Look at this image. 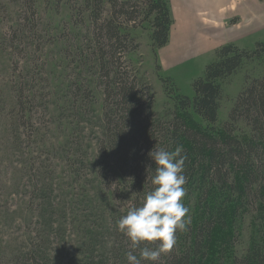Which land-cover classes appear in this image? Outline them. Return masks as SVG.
I'll return each instance as SVG.
<instances>
[{
	"label": "trees",
	"instance_id": "obj_1",
	"mask_svg": "<svg viewBox=\"0 0 264 264\" xmlns=\"http://www.w3.org/2000/svg\"><path fill=\"white\" fill-rule=\"evenodd\" d=\"M15 1V8L19 4L26 14L25 20L18 16L16 28L20 26L21 35L14 32L22 44L27 38L23 31L37 32L31 24L37 8L35 0ZM63 1L56 0L57 5ZM65 1L74 25L84 31L85 42L82 48L72 44L77 59L73 71L77 72L69 81L75 98L71 109L74 106L79 115L96 109L90 100L101 101L98 115L89 116L98 129L94 160L78 144H71L72 164H80L88 177L94 175L97 184L87 182L92 191L80 201L83 220L70 250L65 253L63 247L68 227L63 210H58V220H52L51 202L45 195L38 204L40 227L21 240L0 239V264H128L126 253L133 251L131 242L117 230V222L130 206L139 207L145 194L155 187L151 181L156 165L149 152L159 148L171 152L177 146L186 156L182 202L189 209L186 219L190 222L186 230L177 231V242L170 252L161 254L156 262L141 260V264H210L214 231L251 213L259 237L230 264H264V42H257L253 49L233 43L218 46L213 61L193 80L191 98L180 93L170 77L161 79L169 105L157 111L146 83L127 58L139 47L134 29L145 24L153 49L168 43L173 24L169 1ZM12 38L9 43L14 48ZM243 70V85L226 120L219 125L223 82ZM13 130L16 132V127ZM107 172L114 175V184L107 192L109 200L114 203L117 199L120 204H110L104 197L101 186L111 182H106L108 177L112 179ZM96 185L100 189L93 187ZM30 187L42 195L36 184ZM157 245L143 242L134 254L139 257L141 248L155 249Z\"/></svg>",
	"mask_w": 264,
	"mask_h": 264
},
{
	"label": "rangeland",
	"instance_id": "obj_2",
	"mask_svg": "<svg viewBox=\"0 0 264 264\" xmlns=\"http://www.w3.org/2000/svg\"><path fill=\"white\" fill-rule=\"evenodd\" d=\"M175 1L184 10L204 6L200 0ZM15 2L0 0V239L21 240L40 227L39 198L48 195L52 220L59 219L57 212L62 209L64 223H68L63 241L66 253L80 233L79 223L84 214L80 211L83 208L80 201L92 191L87 182L97 184L93 181L94 175L88 177L80 164H72L74 155L70 145L78 144L94 160L92 153L98 129L89 116L98 115L101 101L90 100L96 109L84 110L88 115H76L75 107L71 109L75 98L69 81L71 74L77 72L73 71L77 59L72 44L82 48L85 42L84 31L80 25H74L66 1L57 5L56 0H35L37 12L31 24L37 27V32L23 31L27 38L22 44L15 39L14 32L21 35L20 26L16 28L18 16L25 20L26 14L20 11L19 4L15 8ZM219 5H224V11L216 14L214 11ZM207 6L211 12L207 11L208 20L204 21H213L221 27L214 28L200 21L187 22L182 31L175 12L169 41L156 50L151 46L146 24L134 29L139 47L126 58L146 83L153 97L152 107L157 111L169 105L161 79L170 77L180 93L191 98L193 80L213 61L219 45L233 43L239 48L253 49L257 42H264V0H212ZM12 36L14 48L9 43ZM243 72L238 71L223 82L219 125L226 120L233 99L243 85ZM84 76L91 78L88 73ZM238 126L242 130V125ZM98 168L96 165V172ZM111 177L106 181L111 180L110 183L104 182L105 187L101 186L108 200L109 185L114 184L113 172ZM31 183L37 185L42 195L30 187ZM93 187L100 189L99 185ZM109 202L120 204L117 199ZM118 207L123 210L121 205ZM255 226L257 222L251 213L226 228H217L210 245V264H230L234 256L241 257L259 237Z\"/></svg>",
	"mask_w": 264,
	"mask_h": 264
},
{
	"label": "clouds",
	"instance_id": "obj_3",
	"mask_svg": "<svg viewBox=\"0 0 264 264\" xmlns=\"http://www.w3.org/2000/svg\"><path fill=\"white\" fill-rule=\"evenodd\" d=\"M182 151V147L177 146L171 152L163 148L149 152L156 165L151 181L155 187L145 194L139 207L130 206L117 222V230L131 242L133 251L126 253L128 264L158 261L161 254L175 246L177 231L186 230L190 222L186 219L189 209L182 202L186 195L183 187L186 156ZM143 242H158V245L155 249L141 248L138 257L134 250Z\"/></svg>",
	"mask_w": 264,
	"mask_h": 264
},
{
	"label": "crops",
	"instance_id": "obj_4",
	"mask_svg": "<svg viewBox=\"0 0 264 264\" xmlns=\"http://www.w3.org/2000/svg\"><path fill=\"white\" fill-rule=\"evenodd\" d=\"M168 1H169V4H170V9H171L172 16H173V14H175V12H178V20L180 19V24H178V28H181L182 31H183V28H184V26L186 25L187 22L188 23L191 22V24H194L197 21L198 22L200 21L203 24L212 25L214 28L217 27V26L221 27L220 24L217 23L218 24L217 25L216 23H213V21H209V22L204 21V20H208L207 17L205 16V14L207 13V11L211 12V8L209 6H207V5H209L212 0H200V2L204 3V6L202 8L199 7V9H195V8L192 7L193 9L188 8L186 10H184L183 8H179L177 1L174 0V3H175L174 6H173V1L172 0H168ZM222 11H224V5H219L214 12L216 14H219ZM194 13H196V14H194ZM173 19H174V17H173ZM189 19H190V21H189ZM210 20H215V19H210ZM219 22H221V21H219ZM172 26H173V24H172ZM181 29H178V32H180ZM182 31H181V33H182Z\"/></svg>",
	"mask_w": 264,
	"mask_h": 264
}]
</instances>
